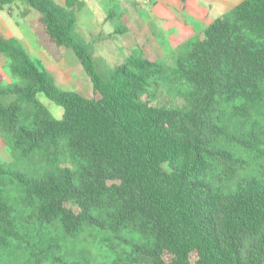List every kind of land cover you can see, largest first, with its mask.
Instances as JSON below:
<instances>
[{
	"label": "trees",
	"instance_id": "trees-1",
	"mask_svg": "<svg viewBox=\"0 0 264 264\" xmlns=\"http://www.w3.org/2000/svg\"><path fill=\"white\" fill-rule=\"evenodd\" d=\"M18 3L19 16L34 14L37 45L55 62L70 49L95 96L57 88L0 34V54L24 80L0 85L13 97L0 100V132L22 163L0 164V264H94L66 251L88 228L106 241L134 230L131 251L150 264H264V166L259 178L211 185L215 159L238 161L226 141L264 160V0H241L184 42L172 66L132 53L107 74L73 37L83 0H0V11ZM164 84L182 108L147 95ZM119 254L111 264H133Z\"/></svg>",
	"mask_w": 264,
	"mask_h": 264
},
{
	"label": "rangeland",
	"instance_id": "rangeland-1",
	"mask_svg": "<svg viewBox=\"0 0 264 264\" xmlns=\"http://www.w3.org/2000/svg\"><path fill=\"white\" fill-rule=\"evenodd\" d=\"M137 1L141 3L138 10H135L137 8L135 0H84L86 6L91 10H82L77 14L79 25L73 37L79 43L88 45V50L100 63L99 69L102 66L106 74L115 66L123 63L132 53L141 55L151 61L163 62L168 66L173 65L175 52L180 46L169 44L168 34L162 30L160 23L152 16L151 10H148L150 6L143 5V0ZM22 8L23 4L18 3L12 5L8 10H12V17L17 20L21 17H18V15L20 13L19 9ZM140 8L143 10H140ZM114 10H116L117 16L109 17V13ZM29 17H34V14ZM32 19L30 18V20ZM87 25L91 26L92 29H87ZM122 26L127 28L126 32L114 33V30ZM196 29L191 27L193 37L200 32ZM28 31L31 35L29 28ZM173 34L176 36L178 33L174 31ZM39 48L40 54L32 55L31 58L40 63L51 76L57 88L64 91H73L87 98L95 96L91 82L70 49H61L62 59L55 62L45 50ZM6 60L10 63L8 58ZM1 69V87H6L8 84L17 86L23 84L24 80L12 75L9 64L2 65ZM147 95L159 106L167 108H182L184 106L183 98L176 93L175 89H170L165 84L162 86L153 85ZM147 95L144 96V100L147 99ZM12 99V96H0L3 103H7ZM37 99L49 110L53 118H61L62 109L60 107L45 99L41 94L37 95ZM221 122L228 129L234 126L226 118H223ZM219 126L222 128H216L215 131L224 132V127ZM224 147L228 148L238 161L223 159L222 157L215 159L212 169L217 172V177L211 185L225 189L227 186L240 184L249 177H260L264 166L263 159L253 154H247L227 141L224 143ZM62 160L65 162L64 158ZM35 161L36 159L30 160L27 164L36 166ZM0 164L14 169L22 168V163L11 154L10 145L1 132ZM53 230L57 231V237H62L58 230L54 228ZM135 236L136 232L128 229L112 238L111 241H106L100 238L101 236L95 235L91 228H88V231L66 243V251L80 260L87 259L94 264H111L116 256L120 255L119 253L125 256L126 261L128 260L133 264H150L148 259L131 251V243Z\"/></svg>",
	"mask_w": 264,
	"mask_h": 264
},
{
	"label": "crops",
	"instance_id": "crops-1",
	"mask_svg": "<svg viewBox=\"0 0 264 264\" xmlns=\"http://www.w3.org/2000/svg\"><path fill=\"white\" fill-rule=\"evenodd\" d=\"M135 1L137 7L135 10H138L141 3L140 1ZM240 1L241 0H143L142 4L150 6L148 10H151L152 16L160 23L162 30L168 34L167 40L169 44L171 46H181L194 36L191 27L197 28L196 30L202 32L208 24L231 10ZM57 2L63 4L64 0H58ZM82 10L91 9H89L85 3ZM140 10L143 9L140 8ZM77 14L76 20L78 24ZM12 15V10H8V8L0 11V34L5 38L17 39L30 56L40 54V48L36 43L32 28L29 24L30 18L33 17H29V15L25 18H21L18 15L20 18L15 20ZM27 27L31 30L32 36L28 33ZM87 29L91 30L92 27L87 25ZM174 31L178 33L176 36L173 34ZM7 63L9 64L6 58L0 54V72H2L1 66H6L8 65Z\"/></svg>",
	"mask_w": 264,
	"mask_h": 264
}]
</instances>
